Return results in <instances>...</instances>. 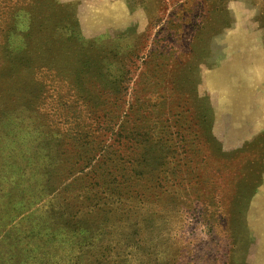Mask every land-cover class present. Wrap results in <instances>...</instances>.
Wrapping results in <instances>:
<instances>
[{
	"label": "rangeland",
	"instance_id": "obj_1",
	"mask_svg": "<svg viewBox=\"0 0 264 264\" xmlns=\"http://www.w3.org/2000/svg\"><path fill=\"white\" fill-rule=\"evenodd\" d=\"M263 202L264 0H0V264H264Z\"/></svg>",
	"mask_w": 264,
	"mask_h": 264
},
{
	"label": "bare ground",
	"instance_id": "obj_2",
	"mask_svg": "<svg viewBox=\"0 0 264 264\" xmlns=\"http://www.w3.org/2000/svg\"><path fill=\"white\" fill-rule=\"evenodd\" d=\"M244 40H245V39H243V41H244ZM238 42H239V41H238ZM239 43H240V42H239ZM239 43H238V44H239ZM246 44L248 45V43H246ZM240 45H241V44H240ZM254 45H255V44H254ZM254 45H253V46H254ZM248 46H250V44H249ZM234 48H235V47H234ZM251 48H252V47H251ZM241 49H243V48H241ZM251 51H252V50H251ZM251 57H252V56H251ZM251 57H250V58H251ZM257 58H258V56H257ZM257 58H255V59H257ZM248 59H249V58H248ZM246 60H247V59H246ZM246 60H245V61H246ZM241 61H242V60H241ZM249 61H250V59H249ZM249 61H248V62H249ZM252 62H253V61H252ZM254 62H255V61H254ZM238 63H239V62H238ZM250 63H251V62H250ZM250 63H249V64H250ZM245 64H246V63H245ZM255 64H256V63H255ZM231 65H232V64H231ZM233 65H234V64H233ZM236 65H237V64H236ZM240 66H241V65H239L238 67H240ZM247 66H248V64H247ZM253 66H254V64H253ZM231 67H233V66H231ZM234 67H235V66H234ZM238 67H237V68H238ZM249 67H250V65H249ZM256 67H257V66H256ZM245 68L247 69L248 67L245 66ZM245 68H244V69H245ZM225 69H226V68H225ZM227 69H228V68H227ZM234 69L236 70V68H234ZM241 69H243L242 66H241ZM246 69H245V70H246ZM251 69H254V70H255V68H251ZM226 71L229 72L230 69H229V70H226ZM241 71H242V70H241ZM258 71H259V70H258ZM222 72L225 73V70L222 71ZM228 72H226V73H228ZM239 72H240V69H239ZM247 72H249V69H248ZM250 72H251V71H250ZM224 73H221V74H224ZM236 73H238V71H237ZM242 73H243V74H242ZM242 73H241V74L244 75V72H242ZM255 73H256V72H255ZM233 74H234V73H233ZM251 74H252V72H251ZM258 74H259V73H258ZM228 75H229V74H228ZM238 75H239V74H238ZM252 75H253V74H252ZM255 75H256V74H255ZM225 76H226V75H225ZM235 76H237V74H236ZM235 76H233V77H235ZM244 76H245V75H244ZM229 77H230V75H229ZM237 77H238V76H237ZM240 77H241V76H240ZM242 77H243V76H242ZM242 77H241V78H242ZM256 77H257V76H256ZM238 78H239V77H238ZM238 78H236V79H238ZM248 78H249V77H248ZM225 79H226V77H225ZM243 79H244V78H243ZM255 79H256V78H255ZM231 80H233V79H231ZM252 80H253V79H252ZM229 81H230V80H229ZM240 81H241V80H240ZM242 81H245V79L242 80ZM250 81H251V80H250ZM255 81H256V80H255ZM255 81H254V83H255ZM224 82H225V81H224ZM224 82H223V83H224ZM233 82H235V81H233ZM225 83L228 85L227 81H226ZM225 83H224V85H225ZM229 83H230V82H229ZM247 83H249V82H247ZM251 83H252V81H251ZM245 84H246V82H245ZM235 85H236V84H235ZM235 85H233V86H235ZM239 86H240V85H239ZM242 86H244V83H243ZM235 87H236V86H235ZM245 87H247V86L245 85ZM227 88H228V87H227ZM242 88H243V87H242ZM237 89H238V88H237ZM245 89H246V88H245ZM250 89H251V88H250ZM230 90H231V89H230ZM234 90H235V89H234ZM246 90H247V89H246ZM242 91H243V90H242ZM248 91H249V90H248ZM240 92H241V91H240ZM243 92H244V91H243ZM251 92H252V90H251ZM225 94H226V92H225ZM229 94H230V93H229ZM235 94H236V92H234V95H232V96L235 97ZM239 95H240V94H238V96H239ZM243 95H244V93H243ZM238 96H237V97H238ZM241 96H242V95H241ZM237 97H235L236 99H235V98H233V99H235V101H236V100H237ZM225 98H226V97H225ZM239 98H240V97H239ZM248 98H249V97H248ZM226 99H229V98H226ZM242 99H244V98H242ZM242 99H239V100H242ZM229 100H230V99H229ZM250 100H251V99L249 98V101H250ZM235 101H234V102H235ZM242 101H243V100H242ZM251 101H252V100H251ZM251 101H250V102H251ZM253 101H254V99H253ZM237 102H238V101H236L235 103H237ZM240 102H241V101H240ZM226 103H229V101H228V102L226 101ZM241 103H242V102H241ZM243 103H246V100H245ZM227 105L230 106V104H227ZM233 105H234V104H233ZM236 105H237V104H236ZM241 105H242V104H241ZM231 106H232V105H231ZM231 106H230V107H231ZM235 107H238V106H234L233 108H235ZM244 108H246V107H244ZM242 110H243V109H242ZM245 110H246V109H245ZM245 110H243V111L245 112ZM234 111H236V109H235ZM238 111H239V110H238ZM238 111H237V112H238ZM243 111H242V112H243ZM244 112H243V114H244ZM249 112H251V111L249 110L248 113H249ZM252 112H254V110H252ZM246 113H247V112H246ZM240 114H241V113H240ZM250 114H251V113H249V115H250ZM252 114H253V113H252ZM252 114H251V115H252ZM241 115H242V114H241ZM241 115H240V117H242ZM249 115L247 114V116H249ZM237 116H239V115H237ZM245 117H246V116H245ZM249 118H250V116H249ZM240 120H241V119H240ZM237 125H238V124H237ZM240 127H241V126H240ZM239 130H240V128H239ZM257 204H258V203H257ZM263 205H264V202H263ZM256 221H257V220H256ZM254 223H255V222H254ZM257 224H258V222H257ZM257 224L255 223V225H257ZM255 225H254V226H255ZM260 255H261V254H260ZM261 256H262V255H261Z\"/></svg>",
	"mask_w": 264,
	"mask_h": 264
},
{
	"label": "trees",
	"instance_id": "obj_3",
	"mask_svg": "<svg viewBox=\"0 0 264 264\" xmlns=\"http://www.w3.org/2000/svg\"><path fill=\"white\" fill-rule=\"evenodd\" d=\"M76 264H83L82 262H78V263H76Z\"/></svg>",
	"mask_w": 264,
	"mask_h": 264
}]
</instances>
